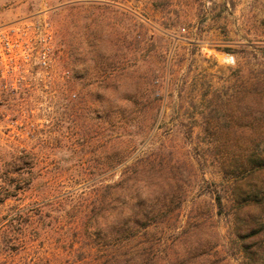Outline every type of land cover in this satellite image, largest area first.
<instances>
[{"label":"rangeland","instance_id":"1","mask_svg":"<svg viewBox=\"0 0 264 264\" xmlns=\"http://www.w3.org/2000/svg\"><path fill=\"white\" fill-rule=\"evenodd\" d=\"M21 20L49 24L51 65L0 93V264H247L264 0H0Z\"/></svg>","mask_w":264,"mask_h":264},{"label":"built area","instance_id":"2","mask_svg":"<svg viewBox=\"0 0 264 264\" xmlns=\"http://www.w3.org/2000/svg\"><path fill=\"white\" fill-rule=\"evenodd\" d=\"M51 42L44 20L0 24V93L10 95L31 79L42 81L51 65Z\"/></svg>","mask_w":264,"mask_h":264},{"label":"trees","instance_id":"3","mask_svg":"<svg viewBox=\"0 0 264 264\" xmlns=\"http://www.w3.org/2000/svg\"><path fill=\"white\" fill-rule=\"evenodd\" d=\"M258 170H264V165H259ZM246 195L239 192L234 200L236 208L233 212V234L241 242L248 259L247 264H264V191L254 194L252 199ZM215 200L216 205L222 207L219 195L215 197ZM140 203L141 200L138 205ZM257 207L260 209L258 213L253 212ZM153 214L151 210L136 206V211L131 212L128 218L133 227L145 228L149 225ZM123 231L126 232V228H123ZM149 263L145 261L144 264ZM123 264H129V262L125 260Z\"/></svg>","mask_w":264,"mask_h":264}]
</instances>
